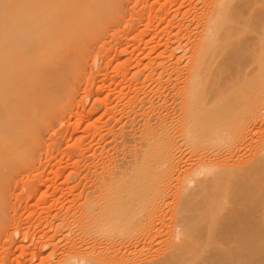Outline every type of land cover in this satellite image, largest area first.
<instances>
[{"label": "bare ground", "instance_id": "obj_1", "mask_svg": "<svg viewBox=\"0 0 264 264\" xmlns=\"http://www.w3.org/2000/svg\"><path fill=\"white\" fill-rule=\"evenodd\" d=\"M125 2L0 0V230L7 187L35 167L58 100ZM203 4L195 37L156 59L159 105L148 95L130 103L101 145L79 220L55 225L83 249L62 252L47 235L39 264H264V134L246 158L264 118V0Z\"/></svg>", "mask_w": 264, "mask_h": 264}, {"label": "rangeland", "instance_id": "obj_2", "mask_svg": "<svg viewBox=\"0 0 264 264\" xmlns=\"http://www.w3.org/2000/svg\"><path fill=\"white\" fill-rule=\"evenodd\" d=\"M206 1L127 0L125 2L127 7H125L126 11L124 16L122 15L120 25L111 28L109 34H105L94 44L92 55L88 56L90 58L87 60L88 66L85 65L88 69L85 68V73L81 74L83 78L77 79V82L81 80L80 83L75 82L72 86L75 88L76 84L78 88L74 89L76 92H73L71 88L69 92L71 96H64L62 97L64 99L58 100L56 106L62 111H58L62 116L58 114L60 117L56 118L57 121L56 119L53 121V126H49L48 131L47 129H44L45 132L42 131L43 138L40 149H38L40 151L36 152L38 155L34 158L37 162L33 163L35 167L32 169L28 165H22L23 167L19 168L21 174L19 172V176L15 174L18 178L14 177L13 183H15L10 185L13 190L10 186L7 187L8 211L3 221L7 220L8 224L5 221L7 226L4 223V227L0 230L1 233L4 232V234L0 233L2 237H0V264L4 261L8 262L6 264L9 262L10 264H17V262L18 264H39L42 241H46L45 238L55 234L56 241L60 245L59 249H63L62 252L64 250L67 252L69 249H83L79 244L80 241L75 240L76 233L74 235L71 232V235L68 230L61 234L56 233L55 225L62 221L68 222L71 217L72 219L78 216L80 218L82 211L80 209L90 190L89 179L91 178L89 177L95 172L93 168L96 169V165L101 164L100 158L102 157L98 154L109 142L110 134H112L110 133L111 128L116 130L125 123L130 113L127 109L130 103L139 101L148 95L147 97H151L150 100L154 101L155 105H159L158 96L162 94L164 88L157 84L159 74L153 70L158 64L156 59L159 57V60H163V57H167L177 43L181 46L186 41L188 43L189 36L194 35L195 37L198 31L196 29L199 27L197 25L200 22L199 14L203 15L201 10L205 11L201 6L204 7L203 3ZM249 10L248 14L252 8ZM193 15H197V18ZM245 16H248L247 13ZM196 22L197 27L195 28ZM182 24L185 27L193 24L194 26L188 29H191L192 33L188 32ZM178 26L180 31H178ZM184 30L187 32L185 33ZM184 34L188 35V40ZM177 36L180 38L177 39ZM179 51H176L177 54H182ZM170 59L174 61L176 58ZM153 61L156 65L152 63ZM181 76H179L180 79L183 77ZM163 78L167 76L164 74ZM157 86L163 88L161 92L160 88L157 92ZM263 126L264 118L258 121L257 129L260 131L256 130L254 134L255 144L251 147L252 149H249L247 159L251 158L259 145L258 140L264 134L262 133L264 132ZM101 165L98 168L101 169ZM76 220L79 219L76 218ZM46 251L49 253L50 250Z\"/></svg>", "mask_w": 264, "mask_h": 264}]
</instances>
